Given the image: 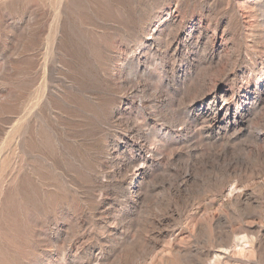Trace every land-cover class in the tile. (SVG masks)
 Returning a JSON list of instances; mask_svg holds the SVG:
<instances>
[{
	"label": "rangeland",
	"instance_id": "374dc122",
	"mask_svg": "<svg viewBox=\"0 0 264 264\" xmlns=\"http://www.w3.org/2000/svg\"><path fill=\"white\" fill-rule=\"evenodd\" d=\"M263 169L264 0H0V264H264Z\"/></svg>",
	"mask_w": 264,
	"mask_h": 264
},
{
	"label": "bare ground",
	"instance_id": "6f19581e",
	"mask_svg": "<svg viewBox=\"0 0 264 264\" xmlns=\"http://www.w3.org/2000/svg\"><path fill=\"white\" fill-rule=\"evenodd\" d=\"M220 93V92H219ZM216 97V96H215ZM228 98V97H227ZM227 98H225V94H217V97L216 98H214V101L215 102H217V101H219V102H221L220 103V109L221 110H225V111H227V110H229V103H227ZM233 101V100H232ZM213 103V102H212ZM263 148V147H262ZM256 149V148H255ZM259 149V148H258ZM255 152V151H254ZM254 154V153H253ZM258 154V153H257ZM262 154V153H261ZM256 155V154H255ZM262 156H263V154H262ZM261 156V157H262ZM264 170V169H263ZM260 174V173H259ZM264 177V176H263ZM257 182V181H256ZM184 183V182H183ZM240 183V182H239ZM259 183V182H258ZM262 183H263V188H264V181H263V179H262ZM234 184V183H233ZM231 186H232V184H230ZM227 186V185H226ZM231 186H230V189H231ZM256 186V185H255ZM262 186V185H261ZM178 188V187H177ZM181 188V187H180ZM185 188V187H184ZM244 188V187H243ZM187 189H189V188H187ZM223 189H225V188H223ZM176 190V189H175ZM186 190V189H185ZM219 190V189H218ZM237 190V187H234L232 190H231V193H230V196L235 200V201H237V202H242V201H248V200H251L253 197H252V195H251V193L250 194H248V193H240L239 191H236ZM178 191V190H177ZM181 191V190H180ZM217 191V190H216ZM260 191H262V190H260ZM218 192V191H217ZM228 192H230V191H228ZM177 193V192H176ZM187 193V192H186ZM219 193V192H218ZM254 193V192H253ZM226 195V194H225ZM258 200V199H257ZM229 201V200H228ZM227 201V202H228ZM226 202V203H227ZM252 202V201H251ZM250 202V203H251ZM193 203V202H192ZM248 203H249V201H248ZM252 204H253V202H252ZM228 205V204H227ZM248 206V205H247ZM244 207V206H243ZM161 218V217H160ZM219 220V219H218ZM220 221H221V217H220ZM219 223V222H218ZM225 224V223H224ZM223 224V225H224ZM227 224V223H226ZM199 227V226H198ZM218 228V227H217ZM198 230H200V229H198ZM175 247V246H174ZM181 249H183V248H181ZM186 249V248H185ZM204 254V253H203Z\"/></svg>",
	"mask_w": 264,
	"mask_h": 264
}]
</instances>
